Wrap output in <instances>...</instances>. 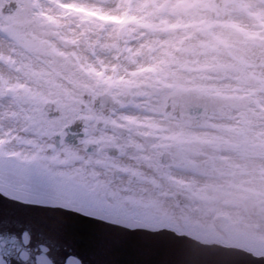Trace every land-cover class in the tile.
I'll list each match as a JSON object with an SVG mask.
<instances>
[{
	"label": "clouds",
	"instance_id": "1",
	"mask_svg": "<svg viewBox=\"0 0 264 264\" xmlns=\"http://www.w3.org/2000/svg\"><path fill=\"white\" fill-rule=\"evenodd\" d=\"M53 15L40 0L30 25L0 36V53L42 60L47 79L74 97L112 80L122 104L136 109L121 114L138 130L126 159L97 149L72 169L90 193L126 216L173 220L221 247L236 240L244 252L264 248V0L138 4L130 15L140 20L125 26L136 33L134 58L110 52L99 63L86 46L60 47ZM109 65L118 71L105 72ZM51 139L0 146V180L70 174L57 167L70 160L47 153Z\"/></svg>",
	"mask_w": 264,
	"mask_h": 264
},
{
	"label": "water",
	"instance_id": "2",
	"mask_svg": "<svg viewBox=\"0 0 264 264\" xmlns=\"http://www.w3.org/2000/svg\"><path fill=\"white\" fill-rule=\"evenodd\" d=\"M69 131L70 143L83 134ZM109 204L43 173L15 185L0 180V264H264V248L244 252L236 240L221 247L188 226Z\"/></svg>",
	"mask_w": 264,
	"mask_h": 264
},
{
	"label": "rangeland",
	"instance_id": "3",
	"mask_svg": "<svg viewBox=\"0 0 264 264\" xmlns=\"http://www.w3.org/2000/svg\"><path fill=\"white\" fill-rule=\"evenodd\" d=\"M54 1L58 4L67 3L75 9L73 13H67L55 8L56 15L50 17L52 30L56 33L53 39L59 41L62 49L73 50L77 49V46L81 48L86 46L87 54L91 58H98L97 63L103 60L105 55L110 54L106 52L107 48L118 59H122L124 55L128 56L129 60L134 58V55L130 53L135 49L130 50L127 44L132 42L136 33L129 34L125 31V26L140 20V17L130 15L134 6L149 4L152 0ZM39 2V0H21L16 15H5L2 20H18L13 28L15 32H20L33 22L34 12ZM48 4L51 5V2L49 1ZM117 5L123 6L122 14H112L109 11ZM123 15L128 16L130 20L120 19L119 17ZM2 56L5 57L3 61L5 63L0 70V146L9 142L33 140L43 134L45 140H48L49 136L52 138L49 140L52 148L47 149L49 155L52 154L53 149L59 150L60 155L67 154L72 147L66 145L63 150L59 148L55 135L59 133L64 136V124L74 121L75 112L92 111L91 101L86 99V95L96 96L97 92L100 93L106 88L107 81L95 91H87L80 97H74L64 91H58L55 83L47 79L45 70L41 66L42 60L18 56L16 53H4ZM118 67L109 65L104 71H118ZM8 85L12 88L9 89ZM109 85L113 87V84ZM49 102L54 105V115L46 108ZM63 116L65 120L60 121ZM21 127L24 131H20Z\"/></svg>",
	"mask_w": 264,
	"mask_h": 264
},
{
	"label": "flooded vegetation",
	"instance_id": "4",
	"mask_svg": "<svg viewBox=\"0 0 264 264\" xmlns=\"http://www.w3.org/2000/svg\"><path fill=\"white\" fill-rule=\"evenodd\" d=\"M21 0H0V36L6 35L8 32H15L13 26L18 20H2L5 15H16L20 6ZM107 48L106 52H111ZM4 53H0L2 56ZM0 56V61H1ZM7 56V55H6ZM124 79L122 76L114 78L119 81ZM1 81V80H0ZM113 84V81L107 80L106 88L103 91L97 92L96 96L86 95V99L91 101L92 111L82 112L77 111L74 113V121L64 124V136L57 133L55 140L59 148L63 144L69 145L72 149L68 150L67 154L59 152L60 159H68L71 161L70 164L59 165V169H68L74 175L78 176L72 169H78L82 163L79 157L83 156L87 159V153H94L95 150L99 149V153H108L109 156H117L121 151H125V156L122 159L127 158V152L132 151L128 147V142L133 139H137V128L134 124L124 119V116H131L135 114L136 109L131 105L122 104V97L117 94ZM86 108L85 105H83ZM64 114V110L62 111ZM83 113V114H82ZM91 113V114H90ZM89 117V119H88ZM63 116L60 121H64ZM76 123V124H75ZM81 128L84 130L83 136H78L76 142L72 145L66 141V136L69 134V127ZM90 141L87 144L85 151V145L83 142ZM52 153V152H51ZM96 153V155H99ZM85 167H93V165H86ZM94 167L100 170L102 165L96 164ZM121 175H124L121 173ZM187 227L186 225H184Z\"/></svg>",
	"mask_w": 264,
	"mask_h": 264
},
{
	"label": "bare ground",
	"instance_id": "5",
	"mask_svg": "<svg viewBox=\"0 0 264 264\" xmlns=\"http://www.w3.org/2000/svg\"><path fill=\"white\" fill-rule=\"evenodd\" d=\"M40 1V0H39ZM51 2V5L52 6H54V8H59V9H61V10H63V11H66L67 13H73L74 11H75V9H72V7L70 6V5H67V3H61V4H58V3H55V1L53 0V1H51V0H46V2L48 3V2ZM72 5V4H71ZM125 15H123V16H121V17H119L120 19H123V20H130L129 19V17L128 16H125ZM114 18L115 19H117V17L116 16H114ZM115 19H113V20H115ZM107 35V34H106ZM108 41H110L109 40V38H108ZM135 43V40L134 39H132V42L131 43H129V44H127V47L131 50V48H133L132 47V45ZM134 53H135V51L133 52V50H131V53H130V55H134ZM1 56V55H0ZM124 56H126V55H124ZM128 57V56H127ZM4 59H5V57L4 56H1V61H0V70H1V67H2V65L4 66V63L5 62H3L4 61ZM6 61H8L7 59H6ZM9 67H11L10 66V63H9ZM6 69H7V67H6ZM8 87H9V89L10 88H12V86H10V85H8ZM25 90H27V89H25ZM76 124V123H75ZM70 130L72 131H74V132H77V130L75 129V127L73 126V127H70ZM79 136V135H78ZM64 146H66L65 144H63L62 146H61V149L63 150V149H65L66 147H64ZM58 171H60V172H64V173H70V174H68V175H56L55 177H56V179H66V181H68V182H72V184L73 185H77V186H80L81 188H83V189H86V190H89L88 189V187H87V185L85 184V182L84 181H82L80 178H79V176H76V175H74L70 170H68V169H59L58 168ZM98 199V198H97ZM98 200H100V199H98ZM101 201V200H100ZM108 203H111V201L109 200L108 201ZM173 222H176V221H173ZM177 223V222H176ZM180 224V223H179ZM183 228H185V226L183 225V224H180Z\"/></svg>",
	"mask_w": 264,
	"mask_h": 264
}]
</instances>
